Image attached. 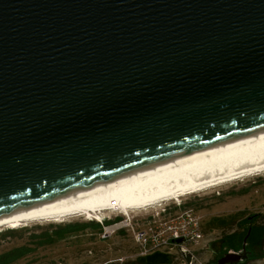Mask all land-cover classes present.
Wrapping results in <instances>:
<instances>
[{"label":"water","instance_id":"water-1","mask_svg":"<svg viewBox=\"0 0 264 264\" xmlns=\"http://www.w3.org/2000/svg\"><path fill=\"white\" fill-rule=\"evenodd\" d=\"M262 131L264 0H0V219Z\"/></svg>","mask_w":264,"mask_h":264},{"label":"rangeland","instance_id":"rangeland-1","mask_svg":"<svg viewBox=\"0 0 264 264\" xmlns=\"http://www.w3.org/2000/svg\"><path fill=\"white\" fill-rule=\"evenodd\" d=\"M162 205L164 213H161L160 206L134 210L129 216L133 229L121 230L105 240L100 239V226L85 216L65 222H29L14 229L2 227L0 257L11 256L14 250L24 249L26 253L9 264H142L138 260L142 258L140 254L144 246L137 239L138 233H145L146 238L150 237L154 241L159 237H168L165 226L171 220L174 219L172 225L176 227L182 226L179 222L189 227L191 218L198 223L202 235L199 240L196 239L197 242L188 246L194 256L192 264H219L212 251L229 234L240 238V242L237 238L234 241V251L246 245L251 252L248 257L244 252L235 253L240 260L231 264H264L261 255L264 253V234L257 247L248 238L250 229L264 232V174L184 196L178 201H167ZM67 226L75 229L72 234L56 239L54 234ZM79 226L85 227L78 229ZM50 233L53 234L51 240L40 243L39 238ZM176 249H166L165 253L170 256L167 264H186Z\"/></svg>","mask_w":264,"mask_h":264},{"label":"bare ground","instance_id":"bare-ground-1","mask_svg":"<svg viewBox=\"0 0 264 264\" xmlns=\"http://www.w3.org/2000/svg\"><path fill=\"white\" fill-rule=\"evenodd\" d=\"M261 174L264 131L119 181L34 205L0 219V228L14 229L36 221L65 222L81 216L99 221L108 209L129 216L134 210L158 207Z\"/></svg>","mask_w":264,"mask_h":264},{"label":"built area","instance_id":"built-area-1","mask_svg":"<svg viewBox=\"0 0 264 264\" xmlns=\"http://www.w3.org/2000/svg\"><path fill=\"white\" fill-rule=\"evenodd\" d=\"M160 207L161 213H164V205H161ZM131 214H129V216ZM129 216L120 215L117 211L110 209L105 210L102 213L101 219L98 221V225L100 226V239H108L124 229L132 230L133 228L130 225ZM116 217L120 219L116 220ZM173 220H171L165 226V232H167L166 236L168 237H159L157 240L153 241L150 237L146 238L145 233L140 232L137 234V239L141 240L142 245L144 246L140 256L146 257L154 253H163L168 257V254L165 253L166 249H171L174 247L177 248L176 250L180 251L181 256L184 258L183 262L192 264L194 256L192 255V252L189 251L188 246L193 244V242H197V240L202 237L198 223L195 220L189 218V227L184 225L183 222L178 223L179 225H182L181 227H176L172 225L175 222ZM125 221H127V223H125ZM147 234L149 235V233Z\"/></svg>","mask_w":264,"mask_h":264},{"label":"trees","instance_id":"trees-1","mask_svg":"<svg viewBox=\"0 0 264 264\" xmlns=\"http://www.w3.org/2000/svg\"><path fill=\"white\" fill-rule=\"evenodd\" d=\"M97 225H98V224H97ZM84 227H85V226H79L78 229H82V228H84ZM74 230H75L74 228L72 229L71 227H68V226H67V227L61 229L59 232L55 233V234H54V237H55L56 239H58V238H60V237H65V236H67V235H69V234H72V232H73ZM263 234H264V232L262 233V232H259V231H257V230L253 231V230L250 229V232H249L248 238L250 239V242L253 243V244H255L256 247H257L258 243H261V242H262ZM51 237H53V234H52V233L48 234L47 236L40 237V238H39L40 243H43V241H44L45 243H47L48 241L51 240ZM243 237H244V235H243ZM236 238H237V237L234 236L233 234L230 235V236H227V237L225 238V243H226V245H227L228 248H230V249H234V248L236 247V244H235V242H234ZM237 240H239V242H240V238H237ZM239 245H240V243H239ZM239 245H238V246H239ZM237 248H238V247H237ZM24 253H26L24 249H18V250H14V253H13V255H11V256L2 255V256L0 257V264H9L10 262H12V261H14V260H16V259L22 257ZM261 255H262V260L264 261V253H262ZM261 255H260V256H261ZM13 256H14V257H13ZM11 257H13V259H11ZM9 259H11V260H9ZM7 260H8V261H7Z\"/></svg>","mask_w":264,"mask_h":264},{"label":"flooded vegetation","instance_id":"flooded-vegetation-1","mask_svg":"<svg viewBox=\"0 0 264 264\" xmlns=\"http://www.w3.org/2000/svg\"><path fill=\"white\" fill-rule=\"evenodd\" d=\"M230 235H232V234H229L228 236H230ZM220 241H222V242H220L218 246L216 245L215 249H213V251H212V252H214V255L216 257V261L217 260H220L222 258V256H224L226 254H235V253L244 252V253H247V257L249 255H251L250 254L251 253L250 252V249L248 250V247H246V245L245 246L242 245L241 248H239L237 251H234L233 249H230V248L227 247V245L225 243V238H223V240H220ZM169 257L170 256L168 255L166 264L170 261V258ZM242 257H244V256H242Z\"/></svg>","mask_w":264,"mask_h":264},{"label":"clouds","instance_id":"clouds-1","mask_svg":"<svg viewBox=\"0 0 264 264\" xmlns=\"http://www.w3.org/2000/svg\"><path fill=\"white\" fill-rule=\"evenodd\" d=\"M118 219H120V218H117L116 220H118ZM89 221V220H88ZM89 222H93V221H89ZM94 222H96V221H94ZM97 224H98V222H96Z\"/></svg>","mask_w":264,"mask_h":264}]
</instances>
